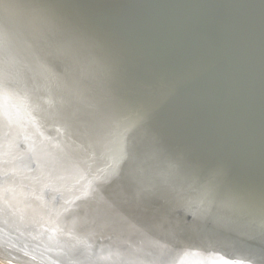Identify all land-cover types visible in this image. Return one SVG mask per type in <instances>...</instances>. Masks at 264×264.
<instances>
[{
	"label": "water",
	"instance_id": "obj_1",
	"mask_svg": "<svg viewBox=\"0 0 264 264\" xmlns=\"http://www.w3.org/2000/svg\"><path fill=\"white\" fill-rule=\"evenodd\" d=\"M27 1L0 0V6L6 5H3V10L10 14L12 20L13 14L19 19L16 3ZM29 1L32 3V0ZM190 1L193 20L186 21L192 30L189 36L202 37L205 44L214 38H221L225 43L226 52L220 55L218 65L208 63V67L198 66L206 86L200 80L201 86L196 80L192 83L186 81L191 63L197 66L195 58L190 61L191 54L176 52L158 39L147 44L135 40L134 45L125 43L120 49L121 43H115L114 48L110 43V49L99 46L102 51H98V45H92V40H87V43L81 41V47L73 46L71 53L74 54L77 49L75 54L79 55L81 49L88 59L93 54L91 59L95 57V61L106 63L109 67L106 72L99 65L93 72L106 85L98 86L95 79L80 80L66 94H59V101H55L54 105L49 100L45 102L46 89L40 88L39 83L34 84L36 81L25 82L24 89L30 94L27 96L30 104L26 105L22 98L15 101L11 95L6 96V104L0 108V148L9 141L20 143L27 139L29 142L25 152L16 149L0 155L1 233L14 240L16 235L23 237L17 240L33 245L39 243L52 252L65 253L80 264H90L87 256L94 253V248L81 242L86 238H78L82 247L77 251L79 256L74 255L56 236L52 226L54 222L50 221V218H60L66 223L71 219L69 229L75 232L81 228L79 235H83L85 228L93 224V233L105 242L103 250L108 248L112 253L122 252L125 245L137 250L138 254L131 257V264H153L150 257L160 251L162 245L173 247V254L164 256H172L171 259L175 260L167 263L186 264L177 258L180 251L176 250L181 241L202 248L201 252L206 256L203 258L207 259L192 260L188 264H264V216L253 215L247 228L238 233L215 226L218 218L231 222L222 215L227 203L221 200V195L233 197L245 188L229 185L215 196L217 199L207 195L201 200L193 195V191H202L208 181L187 179L182 182L170 168L172 164L183 165L182 157L177 161L178 155L182 154L194 159L186 165L194 173L199 168L194 166L195 163H208L231 170L228 165L232 162L230 159L245 160V165L250 167L248 169L256 173L264 171V154L258 158L251 155L255 148L264 145V0H221L218 3L223 9L221 12L213 6L216 0ZM184 2L189 3V0ZM123 3L125 8L137 6L134 0ZM209 6L211 11L207 9ZM180 7L183 12L181 3ZM172 13L171 18L177 14ZM65 24L63 20L59 21L58 33L62 31L73 38ZM211 27L218 35L209 31ZM21 30L27 32L26 40L34 36L36 30L26 25V28L13 31L14 35L22 38L23 44L18 51L21 52L18 59L22 58L17 62L18 68L26 66L24 69L30 72L29 79L35 80L37 69H44L42 62L45 56L40 54L36 42L30 43V47L24 45ZM134 33L139 31L134 30ZM125 45L129 49H125ZM256 45L260 46L259 50L254 60L249 61L250 51L255 52ZM229 49L240 54V59ZM138 53L146 55L141 58L143 64L127 62L126 58ZM11 54H14L13 47ZM11 54L7 52L9 60L10 57L13 59ZM49 58L56 61L59 69L61 60L52 56ZM1 64L0 94L14 91L15 87L22 88L21 85L13 87L6 81L14 64L8 63L7 58L6 63ZM69 64L80 79L75 64ZM137 69L141 70L139 77L134 75ZM7 107L8 110L3 113ZM25 109L30 112L20 117ZM1 113L4 116L7 113V117ZM84 113L88 117L83 123ZM36 116L41 125L35 120ZM63 117L69 118L68 121H79L75 137L65 136V127H62L64 136L59 133L63 124L59 118ZM140 118L144 120L143 128L138 126ZM50 130L55 134V138L51 136L55 148L42 144L39 139V135H50ZM75 145H79L78 155L82 154L90 160L79 173V182L69 184L60 177L59 169L65 166L64 163L69 166V158L77 161L69 155L77 148ZM13 163L16 170L12 175L17 181L12 184L5 178V170L6 165ZM252 185L246 187L248 191L245 193L253 192L254 197L255 188L264 189V181ZM218 186L211 190L214 192ZM2 202L5 206L1 205ZM8 205L11 206L9 210ZM21 207L25 209L24 219L28 218L26 228L19 214ZM249 215L242 206L239 212L242 223L250 220ZM72 216L77 220L70 218ZM210 227L220 230L218 238L222 239V243L212 240ZM119 247L122 249L117 250ZM96 253H101V250ZM142 253L147 257H143Z\"/></svg>",
	"mask_w": 264,
	"mask_h": 264
},
{
	"label": "bare ground",
	"instance_id": "obj_2",
	"mask_svg": "<svg viewBox=\"0 0 264 264\" xmlns=\"http://www.w3.org/2000/svg\"><path fill=\"white\" fill-rule=\"evenodd\" d=\"M124 1L125 0H32L31 3L28 0L27 3H16V7L18 8L16 14L20 17L18 19L16 15L13 14L12 17L14 22L10 18V14L7 13V11L3 10L5 9L4 6L6 5L2 4V6H0V74L2 70L1 63H6V58L8 63L10 64L13 63H11L10 60L15 61L16 63H13L14 65L12 64L13 68L7 75L6 81L12 83L13 85L11 86L13 87L21 85L22 88L15 87L14 91L7 93L5 90L6 93L0 94V108L4 104H6L5 98L8 95H11L15 101L21 100L20 98H22L23 101H26V105L30 104L29 100L27 101V96H29L30 94L27 93L24 89L25 84L28 82L33 83V81H36V83L34 84L38 85L39 83L38 86H40V88H43V90L46 89L44 90L45 96L47 98L45 102H48L47 100H49V103L51 105H54L55 101H59V94H66L71 90L70 87L80 82V80L81 82H84L85 80H87V78L88 81L90 79H95V82L98 84V86L101 87L106 85L102 83L103 81L101 79L97 78L96 75L93 74V72L95 73V68L98 65L103 66V70L106 72L109 68L107 67L106 63L95 61V57L94 59H91L93 54H90L88 59L87 55L81 49H79L78 51L79 55L75 54L77 49L75 50L74 54L71 53L72 50L70 49H74L72 48L73 46L81 47V41L82 43L84 41L85 43H87V40H92L94 42L92 45H95L96 47L98 45V51H102L99 46H107L109 48L108 44L110 43H113V48L115 43H121L122 45L118 47L120 49L125 43L134 45L135 40L138 42L142 40L143 42H145V44H147L155 42V40L158 39L163 42L166 47L172 48L176 50V52L179 51L188 55L191 54L193 57L190 56V61L195 60L197 66H194L192 65L194 63H191V66L189 67L191 69L189 70L188 74L189 78L186 81L188 83H192L194 80H196L200 85V80V82H202L204 86H206V81L204 77L199 73L198 66L202 64L203 66L208 67V63L212 66L214 64H217V61H221L220 55H224L226 52L225 43L221 38H214L208 44H205L204 42H202V37L191 38L189 36V34L192 33V30H190V28L186 24V21L191 22L193 20L192 15L190 14V4L192 2L190 0L189 3H185L184 0H179V2L178 0H134L137 2L136 7L134 6L130 8V6H127L125 8L126 5H124ZM220 1L221 0H216V3L213 4L214 7L220 10L218 12L223 11L220 4H218ZM180 3L181 6L184 7L183 12L181 10ZM135 8L136 10H133ZM207 9L211 11V6H209ZM165 10H169L170 12H167ZM171 11L177 13L172 18L171 14L173 13ZM245 11L246 8H244V12ZM39 12H41L42 14H39ZM179 13L182 15H179ZM61 20L66 23L64 27L67 25V32H69L71 35H74L73 38L68 34L65 35V33H63L61 30H59L61 32L58 33L57 29L59 28V21ZM14 23L17 26H15ZM26 25L33 26L36 30V33L32 37L30 36L31 38L29 40H26L25 37H27L28 34H26L27 32L25 30H21L22 34L20 36L23 37L24 45L30 47V43L36 42L40 54H43L45 56V59L42 62L44 65V69H42V71L41 69H37L36 73L34 74L37 80L36 78L35 80L29 79L30 72H27L28 70L26 71L24 69L26 66H23V68L19 70V63L17 64V62H20L22 60V58L20 60L18 59V57L21 55V52L18 51H20V48L23 47V44L21 42L22 38L14 35L13 31L15 29L19 31L20 27L26 28ZM134 30L139 31V33H134ZM222 30L223 29L221 28V31ZM209 31L212 34L218 35L214 31V27H211ZM187 36L189 37L186 38ZM12 47L14 54H11ZM259 47L260 46L256 45L254 46L256 51H250V56L248 57L249 61L254 60V55L259 50ZM125 49H129L128 45H125ZM229 51L235 53L234 50L232 51L229 49ZM7 52H9L13 56V59H11V57L10 60L8 59ZM46 54H48L47 57ZM63 55L65 57V61L63 60ZM204 55H206L205 61H203ZM235 55H237V57L240 59V54L235 53ZM49 56L57 57L61 60L59 69H57L56 61L51 60ZM144 56L146 55H143V53H138L136 55H131L130 57L126 58V60L127 62L139 65L143 64L141 58H143ZM67 63L75 64V67H77V72H80V79L78 78V75L76 74L74 68L72 69L71 65H67ZM168 70H171L169 66ZM140 74V69H137L134 73V75L138 77ZM185 77L186 75H184V79ZM5 87L7 88V86ZM28 109H25L23 113L21 110L22 116L20 117H24L23 115L28 114L30 112V110ZM7 110L8 107L3 111V113ZM81 111L86 112L84 109H81ZM3 113H1L2 116H4ZM48 113L49 115L51 114V112ZM5 116L7 117V113L5 114ZM82 117H84V123L88 117L87 113H84ZM34 118L36 121H41L37 116ZM65 118L66 117H63V119L59 118V121H62L63 123L61 124V127L59 129V133L61 132L62 136L65 135L69 138L75 137L76 133L78 132L77 124L79 123V121L76 122L74 119L68 121L69 118ZM143 122L144 120L140 118L138 123V126L140 128H143ZM62 127H65V130ZM63 130L66 134H64ZM50 132V135H39V139L42 144H46L47 146L55 148L53 144L54 139L51 138V136L55 138V134H53L52 130H50ZM216 136L218 137V139L222 140V138L219 137L218 134H216ZM249 138L250 137H248V139ZM28 142L29 140L27 139L21 140L20 143L16 141L12 143L11 141H9L6 145L0 148V155L7 151L16 149L20 150V152H25L27 150L26 143L28 144ZM64 144L65 142H63V145ZM59 145H62L60 141ZM71 146L73 147V143ZM78 146L75 145V147H77L73 149L75 152L73 151L69 154L72 158H77V161L69 158V161L67 160L69 162V166L64 163L65 166L59 169V171L61 172L60 177L64 178L69 184L79 182L78 179L81 176L79 173H82V171L86 168V162H88L87 160H90V158H87L82 154L78 155V150H80ZM68 147L69 146L67 145V148ZM251 153L252 158H258L260 155H263L264 145L261 144ZM181 157L183 165L174 166L172 164L170 166V168L176 173L178 179H181L182 182L187 179H190L192 181L205 179L206 181H208L206 185H204L205 187L202 189V191L194 189L193 195H195L196 198H200L202 200L207 195H211V198L214 197L215 199H217L215 196L229 185H240L245 188L244 191H238L237 195L233 197L227 196L225 194L221 195V200H225L226 202L224 203H227L224 205L226 211L223 212L222 215L226 221L231 220V222L226 223L218 218L217 224L215 226L223 229H230L234 233H238L247 228L248 224L253 218V215L264 216V189L255 188L257 190L255 197L253 192L245 193L248 191L246 187H253L252 184H257L258 182L264 181V171L256 173L255 170L248 169L250 167L245 165V160L234 161L233 159H230L232 162H228V165H230L231 170L226 171L225 169L223 170L222 167L218 168L216 165H208V163H195L194 166L196 165V167L199 168H196L194 173L190 168H188V166H186L188 163L194 161V159L186 155L182 156V154H180L177 157V161H179ZM80 160L84 162H79ZM15 170L16 167L14 166V163L12 165H6L5 178H7L12 184L17 181L14 180V174L12 175V172ZM260 178L262 179L259 181ZM216 185L219 186L217 188H214L216 190L213 192L211 188L215 187ZM259 196H261L262 198L260 199ZM17 204L23 205L21 204V202H18ZM247 204L250 205V209L248 208ZM1 205L5 206L4 202H2ZM242 206L245 211L250 214V220H247L244 223H242V221L239 219V212H241ZM9 209H11L10 205H8L7 210ZM24 210V207H21V211L19 214L23 217V220H21V222L23 227L26 228L28 218L24 219ZM70 218L77 220L75 216H72ZM50 221L54 222L52 223V226L56 231V236H58V238L62 240L68 251H72L74 255L79 256L80 253L77 251L81 250L82 246H79L81 242H86L89 248H94V253L90 256H87L88 258H90V264H131V257L138 254L137 250L128 247L127 245H125V248H123L122 252L112 253L108 248L103 250L105 247V242L100 237H98L97 234L95 235L93 233L95 232L93 230V224L92 227L85 228V232L83 233V235H79V233L81 232V228L77 231L75 230V232L73 231V229H69L68 224L71 219L66 221V223L62 222L60 218H50ZM81 223L82 221H80V225L83 224ZM60 226H62V228H60ZM210 229L213 233L212 240H214L216 243H222V239L218 238V232H220V230L214 227H210ZM8 233L13 234L11 232ZM14 237H16V240H14V238L6 236L4 233L0 234L1 264H80L77 260L72 259V257L64 255L65 253H56L55 251L52 252L51 250L45 248L37 242L36 245H33L21 241L20 239H24L23 237H18L17 235ZM18 238L20 239L17 240ZM78 238H86V240H81L80 242L78 241ZM89 238L91 239L89 240ZM78 242H80V244ZM180 244L181 245H179V248L176 250L180 251L179 256L177 257L179 261H184L186 264H188L187 262L192 260H207L203 258L206 256H204V254L201 252L202 248H199L198 246L192 247L185 241H181ZM213 244L216 245L215 243ZM200 245L204 246L202 243ZM214 245L212 248L215 251L216 248ZM162 247L163 248L160 251L151 255L150 259L153 264H169L167 262L171 263L173 260H175L171 259L172 256H164V254H173V251L171 250L173 247L167 248L163 245ZM121 249L122 248L119 247V249L117 250ZM99 250H101V253H96V251L98 252ZM64 251L66 252V250ZM36 252L41 254L36 255ZM140 253L141 251L139 252V255ZM141 255L145 258L147 257V255H144V253H142ZM253 257L256 256L253 255ZM43 258L47 260H43ZM256 258L263 261V259H260L258 257Z\"/></svg>",
	"mask_w": 264,
	"mask_h": 264
},
{
	"label": "rangeland",
	"instance_id": "obj_3",
	"mask_svg": "<svg viewBox=\"0 0 264 264\" xmlns=\"http://www.w3.org/2000/svg\"><path fill=\"white\" fill-rule=\"evenodd\" d=\"M1 264V263H0Z\"/></svg>",
	"mask_w": 264,
	"mask_h": 264
}]
</instances>
